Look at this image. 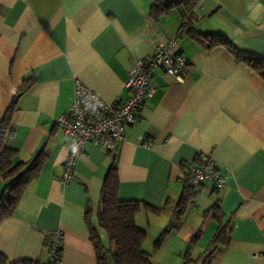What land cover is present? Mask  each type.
I'll return each instance as SVG.
<instances>
[{"label": "crops", "instance_id": "1", "mask_svg": "<svg viewBox=\"0 0 264 264\" xmlns=\"http://www.w3.org/2000/svg\"><path fill=\"white\" fill-rule=\"evenodd\" d=\"M150 7L151 0H0V122L30 83L16 101L5 145L15 152L12 165L45 154L39 176L0 223L8 264H45V239L56 230L64 234L60 264H96L90 227L104 248L112 247L97 225L112 165L117 199L148 207L134 220L146 232L145 252L152 241L164 248L160 257L157 249L150 254L152 263L173 264L184 255L185 264H199L221 228L211 264H264V80L224 48L206 44L222 36L264 57V0H198L192 35L179 34V10L152 19ZM172 40L188 60L184 77L155 70L154 95L116 152L86 144L71 180L60 184L72 139L55 119L69 108L74 79L109 103L125 101L133 62ZM202 154L213 158L224 184L200 186L175 226L187 166ZM5 184L0 178V194Z\"/></svg>", "mask_w": 264, "mask_h": 264}, {"label": "trees", "instance_id": "2", "mask_svg": "<svg viewBox=\"0 0 264 264\" xmlns=\"http://www.w3.org/2000/svg\"><path fill=\"white\" fill-rule=\"evenodd\" d=\"M197 1L176 0L167 3L166 0H151L149 15L152 19H157L175 8L179 10L184 18L179 34L192 35L194 31L190 13ZM206 44L209 49L213 47L224 48L236 63L247 66L264 80V57L240 49L222 36H212L206 39ZM179 53L181 52L179 51ZM29 85L30 83H25L17 90L11 105L0 122V178L6 182L0 194V223L11 217L28 185L39 176L45 158V154L41 152L31 162H20L12 165V158L15 152L6 148L5 145L9 134L10 120L16 110V101L20 95L27 91ZM107 152L113 153L111 151ZM117 191V172L116 167L112 165L102 186L100 207L97 213V225L106 232L112 247L109 249L104 248L96 230L90 227V241L94 248L96 264H107L108 257L111 258L112 264H152L151 255L142 249V244L146 239V232L138 228L134 220L135 215L141 208L145 207L148 209V207L142 206L138 201H119L117 199ZM195 193L196 191L188 187L186 180H184L182 195L176 206L177 221L175 226L180 223V219L185 213L188 204L194 199ZM214 208L215 205L212 210ZM153 211L158 212L155 209ZM222 231L221 228H218L210 247L198 258L197 262L199 261V264H211L213 253L222 241L220 237ZM167 232L165 230L160 234L155 243L156 247L160 246ZM0 264H8L6 257L1 253ZM19 264H31V262L23 261ZM186 264H188V261Z\"/></svg>", "mask_w": 264, "mask_h": 264}, {"label": "built area", "instance_id": "3", "mask_svg": "<svg viewBox=\"0 0 264 264\" xmlns=\"http://www.w3.org/2000/svg\"><path fill=\"white\" fill-rule=\"evenodd\" d=\"M188 60L176 48V40L161 44L151 56L136 59L124 84L129 93L125 101L109 103L102 99L80 79L73 81L72 100L67 112L55 119L56 126L72 139L69 153L63 163L59 183L66 185L72 178L74 166L86 144L116 152L125 139V130L132 126L142 104L153 97L155 88L150 80L155 70L180 80L186 74ZM149 146V143H144ZM186 184L197 191L208 184L212 190L220 189L224 179L210 155L197 156L196 162L187 166ZM64 234L50 231L45 239V264H60V249Z\"/></svg>", "mask_w": 264, "mask_h": 264}, {"label": "rangeland", "instance_id": "4", "mask_svg": "<svg viewBox=\"0 0 264 264\" xmlns=\"http://www.w3.org/2000/svg\"><path fill=\"white\" fill-rule=\"evenodd\" d=\"M154 242H155V241H152L151 243L149 242V243H150V244H149V245H150V248H149V251H148V252H149V254L152 255V258H153V256L155 255V254H153V252H154L155 249H157V250H155V251H157V252L159 251V252H158V254H156V256H157V257H160V255H163V254H161V253H162V251H163L164 248H162V247H161V248H160V247H159V248H155V247L153 246ZM185 251H186V249L184 250V253H185ZM150 252H151V253H150ZM184 253H183V254H184ZM160 259H163V258H160ZM172 263H173V264H185L184 255H183V257H182V260H179L178 258H175V259L172 260ZM107 264H112V262H111V258H110V257H108V259H107ZM152 264H156V263L153 262Z\"/></svg>", "mask_w": 264, "mask_h": 264}]
</instances>
